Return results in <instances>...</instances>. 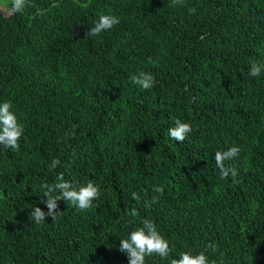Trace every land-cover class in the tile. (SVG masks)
Instances as JSON below:
<instances>
[{
  "label": "trees",
  "instance_id": "trees-1",
  "mask_svg": "<svg viewBox=\"0 0 264 264\" xmlns=\"http://www.w3.org/2000/svg\"><path fill=\"white\" fill-rule=\"evenodd\" d=\"M101 14L120 22L89 37ZM253 62L264 63V0H27L0 13V101L24 127L17 150L0 146V264H128L119 240L143 219L172 248L146 264L189 249L210 264H264ZM139 71L153 88L131 82ZM175 120L193 129L182 142L167 132ZM233 145L236 174L221 179L215 152ZM59 175L93 181L99 198L83 211L58 201L56 219L36 224L31 209L47 211Z\"/></svg>",
  "mask_w": 264,
  "mask_h": 264
},
{
  "label": "clouds",
  "instance_id": "clouds-1",
  "mask_svg": "<svg viewBox=\"0 0 264 264\" xmlns=\"http://www.w3.org/2000/svg\"><path fill=\"white\" fill-rule=\"evenodd\" d=\"M26 4L27 0H11L10 10L13 14L21 13ZM119 22V18L114 14H101L89 28L88 36H99L102 32L112 29ZM262 73H264V63L253 62L249 69V75L256 78ZM131 82L143 90L153 88L156 83L154 76L144 71H139L133 75ZM192 131L190 123L180 120H175L174 126L167 129L169 138L176 142L184 141ZM23 133L24 127L18 122L17 114L13 110L11 102L0 101V146L5 149L17 150ZM240 151L238 145H233L225 150L215 152V162L221 179L226 178L229 174H236L234 169L225 167V161L237 158ZM58 163L56 159H53L51 166L55 167ZM57 181L56 184L46 187L44 196L41 198V203L46 206L47 211H43L38 206H33L31 209L34 223L45 222L46 217L55 220L60 213L58 201L70 202L75 208L83 211L90 208L93 201L99 198L100 186L91 180L74 186L65 180L63 175H59ZM153 190L158 193L162 191L159 187H154ZM132 198H137L136 193H132ZM132 215L135 216L136 212L133 211ZM119 250L126 252L128 264H146L145 258L154 255L166 259L172 252L169 241L160 233L151 219H143L140 226L128 232L126 238L120 239ZM171 264H210V261L204 251L193 252L189 249L178 253L177 257H173Z\"/></svg>",
  "mask_w": 264,
  "mask_h": 264
},
{
  "label": "rangeland",
  "instance_id": "rangeland-1",
  "mask_svg": "<svg viewBox=\"0 0 264 264\" xmlns=\"http://www.w3.org/2000/svg\"><path fill=\"white\" fill-rule=\"evenodd\" d=\"M11 0H0V13L1 14H8L10 9H9V2Z\"/></svg>",
  "mask_w": 264,
  "mask_h": 264
}]
</instances>
